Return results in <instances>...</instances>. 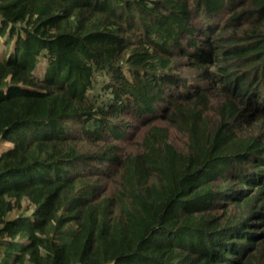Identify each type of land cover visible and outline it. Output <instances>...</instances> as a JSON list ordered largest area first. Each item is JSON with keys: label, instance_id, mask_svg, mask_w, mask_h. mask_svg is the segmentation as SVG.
Here are the masks:
<instances>
[{"label": "trees", "instance_id": "1", "mask_svg": "<svg viewBox=\"0 0 264 264\" xmlns=\"http://www.w3.org/2000/svg\"><path fill=\"white\" fill-rule=\"evenodd\" d=\"M0 46V264H264V0H0Z\"/></svg>", "mask_w": 264, "mask_h": 264}, {"label": "rangeland", "instance_id": "2", "mask_svg": "<svg viewBox=\"0 0 264 264\" xmlns=\"http://www.w3.org/2000/svg\"><path fill=\"white\" fill-rule=\"evenodd\" d=\"M0 50H1V46H0ZM172 139H173V141L175 142V143H177V145H181L182 143H183V141L180 139V137H179V134H177V135H174V134H172ZM7 143L5 142V141H0V152H1V150H3V148H4V146L6 145ZM125 146L127 147V148H130L131 146L129 145V144H126L125 143Z\"/></svg>", "mask_w": 264, "mask_h": 264}]
</instances>
